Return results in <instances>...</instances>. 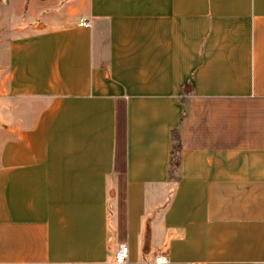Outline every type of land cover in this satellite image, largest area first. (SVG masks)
<instances>
[{
    "label": "crops",
    "instance_id": "0c3cea01",
    "mask_svg": "<svg viewBox=\"0 0 264 264\" xmlns=\"http://www.w3.org/2000/svg\"><path fill=\"white\" fill-rule=\"evenodd\" d=\"M6 1L0 264H264V0Z\"/></svg>",
    "mask_w": 264,
    "mask_h": 264
},
{
    "label": "rangeland",
    "instance_id": "374dc122",
    "mask_svg": "<svg viewBox=\"0 0 264 264\" xmlns=\"http://www.w3.org/2000/svg\"><path fill=\"white\" fill-rule=\"evenodd\" d=\"M22 18V15L16 14L15 10L11 9L9 2L0 0V48L12 36V31L9 30L10 26L14 22L18 23Z\"/></svg>",
    "mask_w": 264,
    "mask_h": 264
},
{
    "label": "built area",
    "instance_id": "2783aa9c",
    "mask_svg": "<svg viewBox=\"0 0 264 264\" xmlns=\"http://www.w3.org/2000/svg\"><path fill=\"white\" fill-rule=\"evenodd\" d=\"M80 25L87 26L89 25V22L86 20H81ZM129 257V247L127 244L122 243L118 246L116 249L115 255H114V261L115 263H125L127 262ZM169 263V257L166 254H159L156 255L153 261V264H168Z\"/></svg>",
    "mask_w": 264,
    "mask_h": 264
},
{
    "label": "trees",
    "instance_id": "16d2710c",
    "mask_svg": "<svg viewBox=\"0 0 264 264\" xmlns=\"http://www.w3.org/2000/svg\"><path fill=\"white\" fill-rule=\"evenodd\" d=\"M173 136H174V138H175V140H176V147H175V149L176 150H179V148H180V134H179V131L177 130H175V131H173Z\"/></svg>",
    "mask_w": 264,
    "mask_h": 264
}]
</instances>
